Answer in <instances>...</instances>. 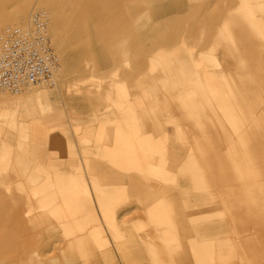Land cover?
<instances>
[{"label":"crops","instance_id":"obj_1","mask_svg":"<svg viewBox=\"0 0 264 264\" xmlns=\"http://www.w3.org/2000/svg\"><path fill=\"white\" fill-rule=\"evenodd\" d=\"M243 7L222 15L212 10L206 39L218 55L199 52L204 32L198 27L201 40L192 54L152 58L146 69L127 57L124 42L121 68L93 81L83 106L77 87L70 86L65 106L81 132L77 149L69 137L50 140L62 131L61 115L50 118L57 123L50 131L33 132L41 145L51 146L57 166L69 167L73 176L55 181L30 176L27 188L35 199L26 205L19 235L30 237L15 263L68 264L74 257L75 264H264V4L259 10ZM225 18L227 26L220 24ZM166 41H159L165 44L161 48L171 45ZM99 49L91 61L100 58ZM124 57L131 65L121 63ZM69 75L58 86L64 97ZM47 94L38 91L16 106L40 102ZM82 123L90 129L81 130ZM0 154L7 156L8 148ZM30 159L14 163L16 176L25 175ZM204 209L213 216L221 209L231 214L205 222ZM241 210L242 220L233 217ZM46 213L54 218L51 224ZM237 222L244 226L241 246ZM46 237L49 242H43ZM61 241L68 245L59 249L64 254L59 260L42 258ZM142 241L195 246L163 253ZM145 257L149 260L140 262Z\"/></svg>","mask_w":264,"mask_h":264},{"label":"rangeland","instance_id":"obj_2","mask_svg":"<svg viewBox=\"0 0 264 264\" xmlns=\"http://www.w3.org/2000/svg\"><path fill=\"white\" fill-rule=\"evenodd\" d=\"M20 1L21 0H0V31L9 27L5 19H3L6 15L11 13L15 14L18 18L13 22V25H21L28 16L30 18L35 8H43L39 7L38 3L36 5V0H31L29 10L22 16L18 9ZM58 2L62 10V19L58 36L61 42V49L66 54L67 58H69V66L71 67L68 72L71 75H69L70 83L66 89L67 94H65V97L67 98L70 94V86L72 88L76 86V93H78L79 102L82 103V106L83 102L88 100L87 97L90 93L88 91L91 89L93 81H97L101 76L114 74V66L121 68L119 64L121 53L119 51H121V47L128 37H133L134 41L132 43L127 42L126 55L128 58H132L131 60L139 61L141 63L140 69H146L149 60L152 58L155 60V58H163L166 55L174 60V58L183 55L184 52H191L192 54L195 50L193 49L195 43L198 42V39L201 40V34H195V29H197V27L199 29L198 31L201 33L204 32L203 49L199 52L213 56V54H216L218 51L213 50L212 47H214V45H212L209 39H206L207 32L211 31L212 10L215 9L216 15L220 10L219 14L222 15L223 11L226 12L229 9L240 10L244 8L243 6H247L248 8L252 7V10H259L260 4H264V0H104L105 6L108 8L107 12L90 16L84 26L82 23L81 25L79 24V17L81 13H84L85 10L87 11V5L89 4L87 1L81 3L85 4V6L83 9L80 7L81 9L79 11L76 10L75 7L79 6L81 1L59 0ZM132 4L140 5V9L136 13V16H146L149 25L142 24L139 27L133 25V20L128 18L127 12V8ZM225 19L221 20L220 24L227 26V23L224 24ZM91 23L92 25L90 26ZM190 23H192V26H190ZM50 30L51 21L49 24V31ZM186 37L189 39L184 42ZM163 38H167V41L171 40V45L166 49L161 48L165 46V44L159 45V41L163 43ZM51 40L50 37L51 46L55 51L56 44L53 41L51 42ZM153 40H156V44ZM151 43H154V46L153 44L150 46ZM180 43L181 47L186 44L188 48L186 50H182V48L179 49L178 45H180ZM102 45L104 51L100 55V58L96 59V62L91 61L92 54ZM154 48L157 49L154 50ZM124 58L125 59L121 62L124 66L132 63L128 58ZM221 58L222 56L219 55L218 59ZM100 60L104 61L103 65ZM92 62L93 64H91ZM222 63L225 64L226 60L224 59ZM59 74L61 75L60 71L57 76L58 80L56 81V86L52 87L47 85V88H43L48 94L40 102L31 103L29 101H24L23 105H18V107L16 105L17 100H21L19 99L20 97L0 94V150L2 151L8 148L9 151L7 156L0 154V264H19L20 262H14L15 259L20 256V253H25V247L30 236L29 234L24 235V237H20L19 235L26 215V205L35 199V193H32L27 188V186L30 187L29 185L31 184L30 176L40 174L43 180H47L49 176H51V181H55L57 178L69 179L73 176L72 169L69 167L57 166V159H53L49 155L52 149L51 146L41 145L37 139V135L33 132L34 129L36 131H50L53 125H57V123L52 122L50 118L61 115L64 117V122H61L58 126H60V131H62L51 134L50 140L54 138L55 140H60L64 139L66 136L69 137V141L74 146V149H77L76 143L79 138L77 135L81 132L77 130V126H75L72 119L73 116L69 113L68 109H66L65 102L66 104L68 103V98L64 99V94H62L58 88L60 85ZM196 84L198 85V83ZM32 91L38 92L41 90L32 89ZM159 92H161V90ZM24 97L26 98L28 96L24 95ZM71 100H74L73 95ZM12 107H14V113L13 109H11ZM74 107L75 106L72 104L73 109ZM87 124L88 123L79 124L81 130H87L89 128ZM61 147L62 150H66V144H63ZM26 149H33V151H27ZM26 157H30L31 159L28 163V169L25 175L20 178L13 172V165L17 161H25ZM11 161L13 163L12 166L9 167ZM253 164H259L260 168L262 167L261 163ZM111 166L112 167L109 168H114V163H111ZM7 167L9 168L8 170ZM260 168L257 167L256 169ZM27 179L29 184L26 182ZM205 199L210 200V196L208 197L205 195ZM135 212L136 211L133 213ZM215 212V216L219 214L220 218L228 216L227 213L231 214V211L224 209H221L219 213L217 210ZM241 212L235 214L236 216H232L242 220L243 212L245 211L241 210ZM203 213L205 222H210L215 218L210 209H204ZM46 219V222H50L51 224L54 218L46 213ZM241 224L242 222H237V226L235 227L236 230H238L237 232H240V234H237L239 242H241L240 246L243 243L242 234L244 229V226ZM209 229L210 227L205 226L204 232H208ZM37 233V237L42 234L39 229ZM35 240L36 238H34V241ZM49 241L50 239L46 237L43 242ZM203 243L208 248L209 246L212 247L210 241H204ZM114 244L113 241V247ZM145 244H148V248L151 251H163V253L171 250L180 251L183 248L190 250L195 246L194 242H141V245ZM67 245V243H63L62 241L57 243L55 250L42 253V258L49 262L56 261L57 259L59 260L61 256L64 255L61 253V250ZM59 249H61L60 252ZM141 254L152 255L154 253ZM156 254L159 256L161 255L160 253ZM94 257L96 259L100 258L99 255H95ZM19 259L21 260V256ZM156 259L159 260V258ZM143 260L147 261L149 258H140V262ZM66 261L70 264H75L74 257Z\"/></svg>","mask_w":264,"mask_h":264},{"label":"built area","instance_id":"obj_3","mask_svg":"<svg viewBox=\"0 0 264 264\" xmlns=\"http://www.w3.org/2000/svg\"><path fill=\"white\" fill-rule=\"evenodd\" d=\"M44 13L32 18L31 31L14 27L0 34V92L17 93L27 85H48L58 69L49 47Z\"/></svg>","mask_w":264,"mask_h":264},{"label":"bare ground","instance_id":"obj_4","mask_svg":"<svg viewBox=\"0 0 264 264\" xmlns=\"http://www.w3.org/2000/svg\"><path fill=\"white\" fill-rule=\"evenodd\" d=\"M58 1L59 0H36V5L38 3L39 7H43V8H38V9L35 8V10L32 12V14L31 15L29 14L30 15V18L28 16L27 19L21 25H17V24L15 26L13 25L14 24L13 22H15L17 20V18H18V16H16L15 14H12L11 13V14L6 15V17L3 18V19H5V21L9 25V27H7V28L3 29L2 31H0V34H2L5 30L10 29V28H14V27L21 28L24 31H31V28H32V18H33V16L35 14H37V13H44L45 14V17H46V25H47L46 37H47V40H48L49 47L51 48L53 54L58 59V65H59L58 66V69L53 74L51 83L48 84V85H50L52 87L56 86V81L58 80V77L57 76H58L59 71L61 73V75L59 74L60 75V80H61L67 74H69L68 73L69 72V69H71V67L69 66V58H67L66 54L61 49V46H60V43L61 42H60V39H59V36H58L59 29H60V25H61V19H62V10L60 9V4H59ZM78 1H81L80 4H79V6L75 7V9L78 10V11L81 9L80 7H82V9H83L84 6H85V4H81L82 2L85 3L87 1L89 3L87 5L88 6L87 7L88 8L87 11L85 10V12L84 13H81V16L79 17V24L80 25L82 23V25L85 26L90 16L104 14L108 10V8L105 6L104 0H78ZM30 4H31V0H21L20 1L19 6H18V9H19V12H20V14L22 16H24L25 15V12H27L29 10ZM68 5H70V4H68ZM110 6H112V5H110ZM139 9H140V5L139 4H132V5H130L127 8L128 18L131 19V20H133L132 23L136 27H139L142 24L149 25V22H148L146 16H143V17H140V16L137 17L136 16V13L138 12ZM50 21H51V30H50L51 32L49 31ZM74 23H76V22H74ZM225 23H228V19H225L224 24ZM10 25H12V26H10ZM91 25H92V23L90 24V26ZM190 26H192V23H190ZM181 29H182V27H181ZM48 32H49V35H48ZM50 37L52 39L51 42L53 41L56 44L55 51H54V49L51 46ZM179 37H178V39H179ZM133 41H134V38L133 37H130V38L128 37L126 39V42L125 43H127V42L132 43ZM129 49H131V48H129ZM103 51H104V47L102 46L99 49V51H98L99 54H97V56L100 55V52L103 53ZM60 60H61V66H60ZM60 68H61V70H60ZM47 87H48L47 85H41V86L27 85V86H24L23 88H21V90L19 92H17V93L0 92V94H8V95H11V96H14V97H20L19 99H21V101H22V100L25 99L24 95L25 96L26 95L27 96H33V95L36 94V92L32 91V89L45 90L43 88H47Z\"/></svg>","mask_w":264,"mask_h":264}]
</instances>
